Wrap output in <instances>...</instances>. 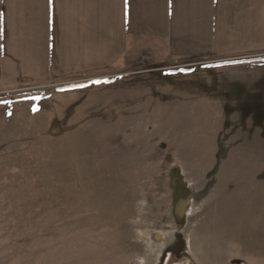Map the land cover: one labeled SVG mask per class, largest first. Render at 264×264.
I'll use <instances>...</instances> for the list:
<instances>
[{
	"label": "rangeland",
	"instance_id": "rangeland-1",
	"mask_svg": "<svg viewBox=\"0 0 264 264\" xmlns=\"http://www.w3.org/2000/svg\"><path fill=\"white\" fill-rule=\"evenodd\" d=\"M138 71L0 97V264L236 259L238 223L264 196L238 195L264 181V157L210 154L256 134L200 78Z\"/></svg>",
	"mask_w": 264,
	"mask_h": 264
},
{
	"label": "crops",
	"instance_id": "crops-1",
	"mask_svg": "<svg viewBox=\"0 0 264 264\" xmlns=\"http://www.w3.org/2000/svg\"><path fill=\"white\" fill-rule=\"evenodd\" d=\"M261 56L264 0H0V97L21 87L73 89L134 70L194 75L210 106L256 134L231 136L225 146L235 153L215 141L222 153L210 156L264 157V59L238 62ZM66 85L73 87L59 88ZM243 188L242 205L264 195V181ZM257 202L238 223L232 264H264V196Z\"/></svg>",
	"mask_w": 264,
	"mask_h": 264
},
{
	"label": "trees",
	"instance_id": "trees-1",
	"mask_svg": "<svg viewBox=\"0 0 264 264\" xmlns=\"http://www.w3.org/2000/svg\"><path fill=\"white\" fill-rule=\"evenodd\" d=\"M260 59H264V56H261V57H256V58H251V59H247V60H238V62H241V61H251V60H260ZM70 87H73L72 85H66V86H61L59 88H70Z\"/></svg>",
	"mask_w": 264,
	"mask_h": 264
}]
</instances>
